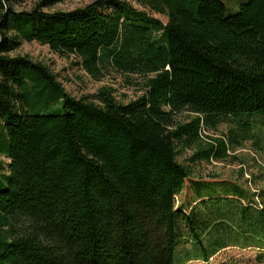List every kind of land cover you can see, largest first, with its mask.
Returning <instances> with one entry per match:
<instances>
[{
    "label": "trees",
    "instance_id": "16d2710c",
    "mask_svg": "<svg viewBox=\"0 0 264 264\" xmlns=\"http://www.w3.org/2000/svg\"><path fill=\"white\" fill-rule=\"evenodd\" d=\"M25 1L0 0V264H175L186 247L185 264L264 250V202L251 189L264 174L245 180L241 168L238 182L212 183L179 160H227L247 138L204 147L201 129L264 117V0L234 13L224 0H96L71 11L39 0L19 11ZM32 42L95 81L109 69L139 76L142 94L77 99L16 53Z\"/></svg>",
    "mask_w": 264,
    "mask_h": 264
},
{
    "label": "rangeland",
    "instance_id": "374dc122",
    "mask_svg": "<svg viewBox=\"0 0 264 264\" xmlns=\"http://www.w3.org/2000/svg\"><path fill=\"white\" fill-rule=\"evenodd\" d=\"M38 1L26 0L17 9L19 11H31ZM94 1L96 0H65L57 4L53 10L71 11ZM128 1L140 8L134 0ZM224 1L234 13L237 11L238 5L246 0ZM152 15L164 24L167 22V19L163 16L156 13H152ZM16 53L29 56L34 61L47 66L63 85L66 92L77 99L96 94L102 88L114 89L115 98L123 102L133 100L142 94L143 79L139 76H131L120 73L115 69H109L103 79L95 81L77 66L73 57H60L52 52L48 46L37 42L24 43ZM193 118L194 115L185 113L180 119L189 122ZM234 119L236 120L231 117H221L215 126L202 128V144L204 147H208V145L214 144V140L220 139H223L226 144H230L231 139L238 138L239 141H242V138L246 137L247 141H244V149H238L236 152L228 150V158L225 161L212 159L210 162L200 160L192 163L189 159L194 155V152H188L179 160L190 166L200 178L212 183L222 181L238 182L242 169L244 170L245 180L252 178L253 175L264 174V117ZM251 189L254 193L260 191V201L264 202V180H261L256 186L252 185ZM179 201H181L180 198ZM185 249L186 247L178 248L175 254V264H184L187 261L189 254ZM204 262V260H193L185 264H204ZM211 264H264V250L229 247L222 250Z\"/></svg>",
    "mask_w": 264,
    "mask_h": 264
},
{
    "label": "built area",
    "instance_id": "2783aa9c",
    "mask_svg": "<svg viewBox=\"0 0 264 264\" xmlns=\"http://www.w3.org/2000/svg\"><path fill=\"white\" fill-rule=\"evenodd\" d=\"M249 249H253V248H249ZM219 254L220 252L217 253L215 256L211 257L208 261H205L204 264H211Z\"/></svg>",
    "mask_w": 264,
    "mask_h": 264
}]
</instances>
